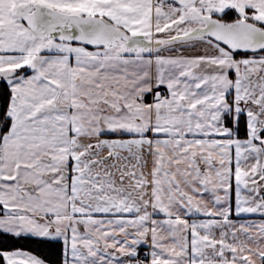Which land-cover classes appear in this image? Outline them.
Returning a JSON list of instances; mask_svg holds the SVG:
<instances>
[{
    "label": "snow or ice",
    "instance_id": "1",
    "mask_svg": "<svg viewBox=\"0 0 264 264\" xmlns=\"http://www.w3.org/2000/svg\"><path fill=\"white\" fill-rule=\"evenodd\" d=\"M0 264H264V0H0Z\"/></svg>",
    "mask_w": 264,
    "mask_h": 264
},
{
    "label": "trees",
    "instance_id": "2",
    "mask_svg": "<svg viewBox=\"0 0 264 264\" xmlns=\"http://www.w3.org/2000/svg\"><path fill=\"white\" fill-rule=\"evenodd\" d=\"M22 246L26 247V248H28V247L36 248L37 247V245H35V244L31 243V242H26Z\"/></svg>",
    "mask_w": 264,
    "mask_h": 264
}]
</instances>
